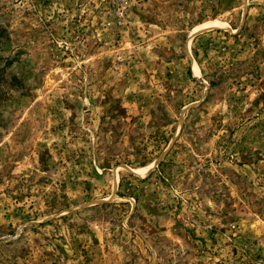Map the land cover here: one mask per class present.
Wrapping results in <instances>:
<instances>
[{
    "label": "rangeland",
    "instance_id": "obj_1",
    "mask_svg": "<svg viewBox=\"0 0 264 264\" xmlns=\"http://www.w3.org/2000/svg\"><path fill=\"white\" fill-rule=\"evenodd\" d=\"M0 264H264V0H0Z\"/></svg>",
    "mask_w": 264,
    "mask_h": 264
}]
</instances>
